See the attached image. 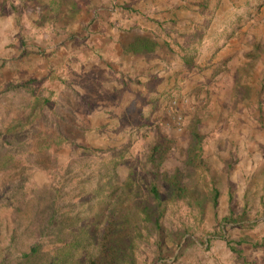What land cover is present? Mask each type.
I'll return each mask as SVG.
<instances>
[{
  "label": "rangeland",
  "instance_id": "obj_1",
  "mask_svg": "<svg viewBox=\"0 0 264 264\" xmlns=\"http://www.w3.org/2000/svg\"><path fill=\"white\" fill-rule=\"evenodd\" d=\"M108 221L117 264H264V0H0V264Z\"/></svg>",
  "mask_w": 264,
  "mask_h": 264
},
{
  "label": "trees",
  "instance_id": "obj_2",
  "mask_svg": "<svg viewBox=\"0 0 264 264\" xmlns=\"http://www.w3.org/2000/svg\"><path fill=\"white\" fill-rule=\"evenodd\" d=\"M151 190L154 195H157L154 187H152ZM112 224L113 223H111V221H108L106 223L105 228L102 231L101 237L98 240V245L100 246L99 253L94 257H88L87 264H117L119 251L117 245L113 244V235L115 234L116 228H114ZM83 233L85 232H82V234ZM83 238V241L86 242V235H83ZM36 252V248H33L30 254H35Z\"/></svg>",
  "mask_w": 264,
  "mask_h": 264
}]
</instances>
